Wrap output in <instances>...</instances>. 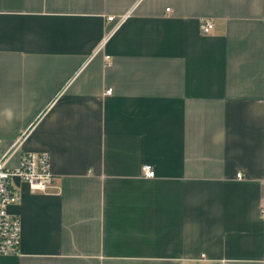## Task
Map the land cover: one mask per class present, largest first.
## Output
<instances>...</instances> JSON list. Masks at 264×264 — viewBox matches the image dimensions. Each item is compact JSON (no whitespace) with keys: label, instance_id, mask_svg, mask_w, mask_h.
<instances>
[{"label":"crops","instance_id":"crops-1","mask_svg":"<svg viewBox=\"0 0 264 264\" xmlns=\"http://www.w3.org/2000/svg\"><path fill=\"white\" fill-rule=\"evenodd\" d=\"M19 139L9 167L45 151L54 180H14L0 264H264V0H0Z\"/></svg>","mask_w":264,"mask_h":264},{"label":"built area","instance_id":"built-area-1","mask_svg":"<svg viewBox=\"0 0 264 264\" xmlns=\"http://www.w3.org/2000/svg\"><path fill=\"white\" fill-rule=\"evenodd\" d=\"M127 15L120 18L122 23ZM115 17H109L113 20ZM213 28V22L203 20L201 29L204 33H209ZM107 63H110V56H107ZM106 93L111 94L109 88ZM19 139L14 145V151L5 155L0 154V256L16 255L20 253L22 222L18 215L10 212V207L20 201V191L14 186V180L19 178L27 182L32 191H45L54 180L51 171L50 154L42 151L26 152L21 159L20 165L12 168L9 167L8 161L11 155L21 145ZM144 175L154 177L155 171L151 165H144ZM241 174L237 173V177Z\"/></svg>","mask_w":264,"mask_h":264}]
</instances>
